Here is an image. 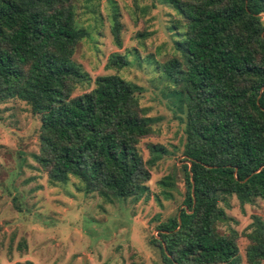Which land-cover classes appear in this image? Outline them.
<instances>
[{"label": "trees", "instance_id": "1", "mask_svg": "<svg viewBox=\"0 0 264 264\" xmlns=\"http://www.w3.org/2000/svg\"><path fill=\"white\" fill-rule=\"evenodd\" d=\"M77 1L0 0V104L19 100L39 117L32 157L49 182L76 178L107 202L147 198L154 153L166 148L146 142L144 159L140 143L157 118L142 106V89L119 76L124 54L106 60L116 73L94 79L73 59L87 35ZM165 2L177 11L173 50L155 69L184 126L183 191L175 174L159 181L167 199L178 189L182 201L177 213L157 219L150 242L163 264L264 263L262 219L253 216L244 232L245 261L238 232L218 228L227 219L223 196L240 205L264 199V0ZM121 28L113 11L118 47Z\"/></svg>", "mask_w": 264, "mask_h": 264}, {"label": "rangeland", "instance_id": "2", "mask_svg": "<svg viewBox=\"0 0 264 264\" xmlns=\"http://www.w3.org/2000/svg\"><path fill=\"white\" fill-rule=\"evenodd\" d=\"M113 11L122 24L120 47L111 31ZM75 13L87 35L73 59L94 79L116 73L104 67L106 60L112 52L124 54L127 65L119 76L142 89V106L157 118L154 131L140 143L142 155L147 159L146 142L162 143L166 151L154 153L147 198L107 202L97 193H86L76 178L49 182L32 157L38 151L39 117L19 100L0 104V264H163L150 238L157 233V219L177 213L182 201L178 189L167 199L159 181L175 174L183 191L184 126L175 99L166 92L170 84L155 67L171 57L174 37L169 27L177 11L165 0H78ZM223 197L219 205L227 219L218 228L238 232L245 261L244 232L253 216L264 221V199L240 205L234 195Z\"/></svg>", "mask_w": 264, "mask_h": 264}]
</instances>
